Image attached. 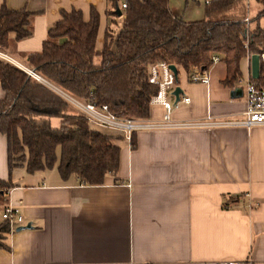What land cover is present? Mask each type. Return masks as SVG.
Masks as SVG:
<instances>
[{"label": "crops", "instance_id": "1", "mask_svg": "<svg viewBox=\"0 0 264 264\" xmlns=\"http://www.w3.org/2000/svg\"><path fill=\"white\" fill-rule=\"evenodd\" d=\"M3 2L11 10L35 13L33 36L16 42L11 34V49L0 52L28 74L29 56L43 50L63 10H80L86 21L97 11L98 51L110 21L124 18L115 9V17L109 14L107 0H0V8ZM261 66L260 56L245 57L241 81L233 87L224 85L221 60L208 70V84L190 82L176 67L182 73L177 86L189 103L177 105L169 96L168 124L163 105L151 103L144 127L130 141L116 128L91 125L121 149L118 181L106 177L103 185L64 181L58 164L33 174L19 166L10 174L7 139L0 134V180L13 183L0 213L13 206L23 216L22 227H31L6 236L0 264H264V125L243 124L244 84L258 81ZM233 91L242 97L233 98ZM5 96L0 84V101ZM68 100L75 106L76 100ZM56 151L60 158V147Z\"/></svg>", "mask_w": 264, "mask_h": 264}, {"label": "trees", "instance_id": "2", "mask_svg": "<svg viewBox=\"0 0 264 264\" xmlns=\"http://www.w3.org/2000/svg\"><path fill=\"white\" fill-rule=\"evenodd\" d=\"M107 1L109 14L115 17L114 9L122 0ZM256 2L262 8L247 26L245 0H212L205 5V18L193 22L176 17L170 0H127L125 17L117 29L116 20L110 21L101 51L95 46L100 23L97 11L93 8L86 21L80 10H63L62 19L49 28L43 50L29 56L28 67L79 104L105 105L119 118L142 122L148 119L151 100L159 89L149 82L155 64L174 65L189 76L193 70L208 71L218 57L226 66L224 85L233 87L241 81V61L264 53L260 26L264 0ZM34 15L26 9L11 10L3 2L1 53L11 49V34L16 42L33 36ZM0 84L6 95L0 101V134L7 139L10 174L19 166L33 174L53 170L58 164L64 181L73 177L82 186L103 185L106 177L118 181L120 147L113 137L91 129L78 107L1 58ZM256 84L264 85V64ZM52 118L60 121L58 128L51 126ZM12 187L10 181L0 180V207L9 202L7 193ZM11 232L7 222L0 225V248H6L3 241Z\"/></svg>", "mask_w": 264, "mask_h": 264}, {"label": "built area", "instance_id": "3", "mask_svg": "<svg viewBox=\"0 0 264 264\" xmlns=\"http://www.w3.org/2000/svg\"><path fill=\"white\" fill-rule=\"evenodd\" d=\"M247 4V8L249 3L252 0H245ZM256 1V0H255ZM212 1L206 0L205 5H209ZM120 11L124 15V11L127 9V0H122L119 5ZM244 23L248 26L250 24V18L247 15L243 19ZM2 54L0 53V58H2ZM261 63L264 64V53L260 54ZM4 59V58H2ZM219 61L218 57H215L213 62L216 63ZM213 63V64H214ZM150 79L149 82L152 85L158 86V92L155 97L152 98L151 103L156 104L159 103L163 105V107L167 110V115H165V123H170V112L173 107V104L168 101V97H175L172 93L177 87V75L173 73L170 66L166 63H158L150 68ZM32 77L41 79L38 75L33 73L30 74ZM189 80L192 83L196 84H208L210 81V76L208 71L199 72L197 70H193L189 75ZM245 92H244V100L247 103L246 112L243 114L245 116L243 124L245 126H259L264 125V85L258 86L253 81H247L245 84ZM178 104H188L189 98L186 96H180ZM75 106L83 112L89 120L92 126H99L102 128L112 129L116 128L120 134L124 136L126 140H131L133 133L141 130L144 125L141 121H136L133 119H124L119 118L109 111V108L105 105H98L94 102H88L84 104H79L75 102ZM2 220L9 224V227L12 231L22 226L24 221L23 216L18 211V209L13 206H6L2 211ZM202 264V263H201ZM205 264V263H203ZM206 264H240L238 262L232 261H221L215 263H206Z\"/></svg>", "mask_w": 264, "mask_h": 264}, {"label": "rangeland", "instance_id": "4", "mask_svg": "<svg viewBox=\"0 0 264 264\" xmlns=\"http://www.w3.org/2000/svg\"><path fill=\"white\" fill-rule=\"evenodd\" d=\"M205 1L206 0H170V6L176 13H179L182 19L188 22H193V21H198V20H202L205 18V12H204L205 7H206ZM260 9H261V5L255 0H252L249 3V7H248L249 16L255 19L258 13L260 12ZM120 24L121 23H119L116 27H114V29H117L120 26ZM260 26L264 28V18L261 19ZM181 76H182V73L180 74V78ZM53 89L56 90V88H53ZM64 95L69 96L68 98L72 99V97L68 95L67 93L66 94L64 93ZM53 120L58 121V119L52 118V120H50L52 121L51 126L54 128H58L59 123L53 122ZM1 217H2V214L0 213V218Z\"/></svg>", "mask_w": 264, "mask_h": 264}, {"label": "water", "instance_id": "5", "mask_svg": "<svg viewBox=\"0 0 264 264\" xmlns=\"http://www.w3.org/2000/svg\"><path fill=\"white\" fill-rule=\"evenodd\" d=\"M115 14H116L119 18L123 17V15H122V13H121V11H120L119 5H116V7H115ZM170 68H171V70L173 71V73H175L176 75H178L176 66H174V65H170ZM172 94L175 96V101H174V103H176V102H178L179 97H180L181 95H183L184 93H183V90L177 86L176 89L173 91ZM231 96H232L233 98L242 97V93H241V92H238V91H233V92L231 93ZM176 104H177V103H176ZM26 228H31V227H30L29 225H26V227H22V226H21V227H18V228L16 229V231L19 232V231H22V230H26Z\"/></svg>", "mask_w": 264, "mask_h": 264}]
</instances>
